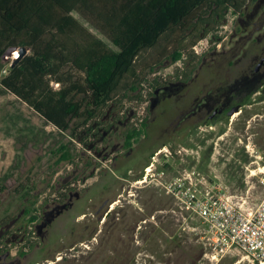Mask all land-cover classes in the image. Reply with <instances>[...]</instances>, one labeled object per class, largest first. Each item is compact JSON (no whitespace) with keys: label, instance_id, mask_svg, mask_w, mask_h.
I'll use <instances>...</instances> for the list:
<instances>
[{"label":"rangeland","instance_id":"obj_1","mask_svg":"<svg viewBox=\"0 0 264 264\" xmlns=\"http://www.w3.org/2000/svg\"><path fill=\"white\" fill-rule=\"evenodd\" d=\"M247 1L242 16L229 10L208 34L200 31L195 37L173 30L142 52L130 74L119 82L112 101L92 120L72 122L79 129L75 138L68 131L64 138L55 135L45 144H29L20 172L0 192V263L213 264L206 257L207 226L181 213L160 183L200 174L229 188L239 205L264 204V96H254L243 113L234 114L226 134L211 124L190 129L194 120L178 127V106L184 102L179 94L187 90L158 104L152 102L159 85L180 76L197 77L184 97L192 100L204 83L229 75L234 42L227 44V57L221 46L240 29L239 18L244 19L259 0ZM112 4L84 0L77 13L115 33L120 21L109 14ZM54 9L61 15L45 30L67 16ZM100 9L105 11L103 18ZM203 26L199 23L198 28ZM118 31L120 37L124 30ZM177 47L183 50L177 63L163 59ZM51 87L59 89L60 84L53 82ZM15 108L37 127L46 126L15 96L0 97V176L20 152L21 143L6 133L3 121ZM134 129H140L141 135L126 148V136ZM46 131L56 130L47 126ZM62 144L72 154L70 161L58 162L60 155L53 154ZM33 216L37 218L31 222ZM217 264L253 263L244 253L234 252Z\"/></svg>","mask_w":264,"mask_h":264},{"label":"trees","instance_id":"obj_2","mask_svg":"<svg viewBox=\"0 0 264 264\" xmlns=\"http://www.w3.org/2000/svg\"><path fill=\"white\" fill-rule=\"evenodd\" d=\"M80 1L84 0L0 2V58L10 47L29 50L0 81V97L15 96L18 103L26 104L40 115L46 125L37 127L19 108L4 115L6 133L15 137L21 146L15 162L0 176V192L20 172L23 152L29 144H45L55 135L64 138L68 131L75 138L79 129L78 125L72 127V122L92 120L112 101L119 82L130 74L142 52L154 48L163 36L173 30L179 29L195 37L200 31L208 34L212 24L222 23L229 10L240 15L248 2L110 0L113 4L108 5L109 14L113 21H120L118 30H124L118 37L120 31L117 29L113 33L107 25L77 13ZM54 5L67 13L74 11L77 14L68 15L45 30L53 21L45 9ZM99 12L100 18L105 17L104 9ZM199 23L204 25L203 29L198 28ZM94 30L99 34L94 35ZM182 57L183 50L177 47L163 59L177 63ZM1 68L0 64V72ZM53 82L60 84V88L54 90L51 87ZM47 126H53L55 133L46 131ZM141 132L134 129L128 133L126 148L132 146ZM53 154L60 155L58 162L72 158L64 144ZM36 218L33 216L30 221L34 222Z\"/></svg>","mask_w":264,"mask_h":264},{"label":"flooded vegetation","instance_id":"obj_3","mask_svg":"<svg viewBox=\"0 0 264 264\" xmlns=\"http://www.w3.org/2000/svg\"><path fill=\"white\" fill-rule=\"evenodd\" d=\"M239 21L240 29H235L231 38L221 46V52L227 57V44L234 42L233 49L229 50L228 76L221 77L217 82L210 80L204 83L192 100L184 97L195 83L196 76H180L175 81L157 87L154 93L156 100L152 104H158L160 99L166 101L182 90H187L179 94L184 102L178 106V127L194 120L190 129L211 124V128L218 126L226 134L228 121L235 116H229L228 113L240 106L236 112L239 115L254 96H264V0H259L250 12H246L245 18L240 17Z\"/></svg>","mask_w":264,"mask_h":264},{"label":"built area","instance_id":"obj_4","mask_svg":"<svg viewBox=\"0 0 264 264\" xmlns=\"http://www.w3.org/2000/svg\"><path fill=\"white\" fill-rule=\"evenodd\" d=\"M15 58L12 56L2 65L0 81ZM160 184L181 213L197 217L207 226L204 239L208 246L206 257L211 263L217 264L234 252L244 253L253 264L264 259L263 203L256 207L239 205L233 201L229 188L200 174L196 178L191 174L174 177Z\"/></svg>","mask_w":264,"mask_h":264},{"label":"water","instance_id":"obj_5","mask_svg":"<svg viewBox=\"0 0 264 264\" xmlns=\"http://www.w3.org/2000/svg\"><path fill=\"white\" fill-rule=\"evenodd\" d=\"M18 53L17 54V57L15 59H13L10 67L11 68H14L18 63L19 61L24 58L29 50L27 48H16V47H10L9 49H7V51L1 56L0 58V64L1 65H4L6 64L7 62L10 61L11 57L13 56L14 53ZM240 110V106L238 107H235L234 109H232L228 114L229 116H232L234 115L236 112H238Z\"/></svg>","mask_w":264,"mask_h":264},{"label":"crops","instance_id":"obj_6","mask_svg":"<svg viewBox=\"0 0 264 264\" xmlns=\"http://www.w3.org/2000/svg\"><path fill=\"white\" fill-rule=\"evenodd\" d=\"M81 2V1H80ZM83 2V1H82ZM82 2L80 3V5L82 4ZM56 6L54 5V6H47V8H50V10H48V11H46L47 12V14H49L50 16H51V18H53V20H54V18H56V16H60L61 14H59V12H57V11H55V8ZM57 9H58V7H56ZM60 9V8H59ZM60 10H62V9H60ZM62 11H64V14H66L67 16L68 15H72L73 13H74V11H70V12H68V13H66V11L65 10H62ZM61 12V11H60ZM76 14V13H75ZM66 16V17H67ZM65 17V18H66ZM60 18H62V17H60ZM88 18V17H87ZM64 19V18H63ZM90 19V18H89Z\"/></svg>","mask_w":264,"mask_h":264},{"label":"bare ground","instance_id":"obj_7","mask_svg":"<svg viewBox=\"0 0 264 264\" xmlns=\"http://www.w3.org/2000/svg\"><path fill=\"white\" fill-rule=\"evenodd\" d=\"M14 54H15V53H14ZM14 54H13V57H17V54H18V53H17L16 55H14ZM147 171H151V169L149 168V169H147ZM141 182H144V181H141ZM141 182H138V183H141ZM116 203H117V201L111 205V209H115V207H116L115 204H116ZM58 260H60V258H58ZM260 264H264V260L261 261Z\"/></svg>","mask_w":264,"mask_h":264}]
</instances>
